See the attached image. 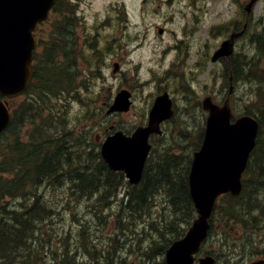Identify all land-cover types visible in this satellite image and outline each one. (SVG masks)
Instances as JSON below:
<instances>
[{"label": "rangeland", "instance_id": "obj_1", "mask_svg": "<svg viewBox=\"0 0 264 264\" xmlns=\"http://www.w3.org/2000/svg\"><path fill=\"white\" fill-rule=\"evenodd\" d=\"M152 5H142L143 0H75L73 9L80 10L81 18L78 22L76 33L83 35L86 30L98 32V37H104L109 34L117 35L123 39L128 45L127 51L122 53L125 59L122 61V75L118 80L111 79L108 66L105 67L102 74L104 78L96 81L94 89L99 93L105 94L106 89L124 85L126 88L134 87L137 93V107H141L145 102L148 94H154L155 88L164 85L180 102L183 108H189L192 111L190 117L186 114L179 116L175 123L167 127L168 135L163 137L161 141L172 147L171 152L180 155H189L195 147L192 143H197L198 133L204 126V120L201 118L202 113H193L199 111V103L202 104L204 95H214L217 101L222 102L225 94L229 92L230 86H235L234 81L229 82L225 72L224 65L208 64L209 49L219 44L213 37H209L211 29L220 23L227 21H243L244 14L239 11V7L247 2V0H152ZM127 15L124 13V8ZM141 10V15L137 13ZM71 13L69 18L75 16ZM55 18L43 26L37 33V39L41 41L39 55L43 54L46 47L48 48L47 56L57 54L60 49L59 44H55L54 26H59ZM127 16V19L126 17ZM252 21L249 32L255 33L264 28V0H260L254 7L252 13ZM84 19V22H83ZM110 19V20H109ZM69 21V20H68ZM246 19L241 25L245 23ZM57 23V24H56ZM96 30H95V29ZM158 28H163L165 35H158ZM193 28V29H192ZM195 29V30H194ZM227 28L224 26L223 32ZM182 42V43H180ZM237 44L236 53L251 56L254 48L248 38H244ZM180 46L181 54L188 48L189 60L181 59L176 65V59L180 50H176ZM206 45V47H204ZM66 55L70 60L72 48L67 49ZM104 60V58H103ZM112 60L109 64H111ZM101 64V57L94 58L93 67L98 69ZM198 65H203V74L193 72ZM264 69V63L262 64ZM258 66L254 70V75L258 76L262 71ZM231 76V69L228 71ZM177 82V83H176ZM139 83L144 86L141 88ZM256 85L239 83L235 90L233 100L234 107L239 113H243L251 97L254 98V92L257 91ZM192 91V92H191ZM200 94H204L202 97ZM191 96V98L189 97ZM26 101L21 99L13 103L15 109H20ZM88 108H94L92 102L87 104ZM257 113V111H255ZM45 115V114H44ZM131 116V115H130ZM188 117V118H187ZM100 116H94V120L82 114L79 106L71 104V107L64 114V119L57 129L64 130L66 133H74V142L80 144L86 141H93L96 137H102L104 128L110 125H123L130 128L135 123L132 117L122 118L121 116L102 120ZM119 123V124H118ZM49 121L36 118L34 124L27 125L23 128L22 136L26 140L34 137L35 129L37 134L42 133V128L48 130ZM188 134L190 138H183L182 132ZM84 147H80L81 152ZM259 199V198H258ZM93 206L94 202L86 201ZM120 204V203H119ZM116 203V205H119ZM225 204V201L222 203ZM115 206L113 208L116 209ZM76 223L77 231H79V223L74 222V218L69 220ZM248 224L249 222L246 221ZM226 226L223 223L215 222L214 232L222 234L226 237L224 244L231 245V252L234 253V223ZM143 226H140L136 233L142 238L144 243L149 242L154 234L146 233ZM129 235L130 232H127ZM217 240V238H215ZM214 238L210 239L205 250L215 251L216 255L224 253V248H218ZM234 240V241H233ZM264 241V238H263ZM138 244L129 243V248L124 252V258L127 264H140L143 257L138 251ZM144 246V245H143ZM105 263V261H102ZM243 264V263H241Z\"/></svg>", "mask_w": 264, "mask_h": 264}, {"label": "trees", "instance_id": "obj_2", "mask_svg": "<svg viewBox=\"0 0 264 264\" xmlns=\"http://www.w3.org/2000/svg\"><path fill=\"white\" fill-rule=\"evenodd\" d=\"M257 42L260 51L264 52V34L259 35ZM249 65L245 56L234 57V81L242 79L250 82ZM61 67L57 65L55 54L40 61L32 85L36 94L32 100L34 108L28 105L25 113L27 118L35 113H42L36 104H40L48 96L54 98L61 90L60 74L64 73ZM247 113L250 111L247 110ZM14 125L18 128V121H15ZM1 139L0 150L3 148V151L0 153L2 159L0 162V264H37L36 244L42 243L40 238L42 233L46 232L45 223L52 221L58 213L56 211L58 207L54 201L46 200L40 192L56 181L62 185L67 180L66 175H69L72 176L71 184H74L72 188L80 199L91 198L95 192L99 191L98 202L100 203L108 200L107 196L115 192L111 186L118 185L120 176L109 173L97 157H93L95 159L93 166L79 163V167L67 171L68 168L64 163L68 162L69 153L63 142L52 149L48 141L47 146L42 141L35 146H26L17 138L14 142L8 136L1 137L0 142ZM158 160L148 166L141 185L128 192L129 205L134 213L141 214L149 208L154 194L165 192L175 212L180 213L179 216H181L177 222L171 223L169 220L166 226L175 232L180 226V221L187 222L192 212L187 183L190 169L189 158L164 153L158 156ZM12 170L17 172L15 178L5 177ZM253 170H255V176L261 181L264 177V144L262 142L254 153ZM49 191L45 195H48ZM246 192L247 187L244 193ZM90 229V226L85 225L84 231L87 236L82 239L74 236L77 245L87 247L90 254L95 252L94 256L100 255L107 264H117L115 246L118 241L110 238L115 241L112 243L113 252L108 254L92 249L89 244ZM160 238L164 239L161 235ZM164 241L167 239L165 238ZM164 245L157 248L158 254H161ZM94 248L97 246L95 245ZM67 256L63 257L62 262H68Z\"/></svg>", "mask_w": 264, "mask_h": 264}, {"label": "water", "instance_id": "obj_3", "mask_svg": "<svg viewBox=\"0 0 264 264\" xmlns=\"http://www.w3.org/2000/svg\"><path fill=\"white\" fill-rule=\"evenodd\" d=\"M258 0H252L247 10ZM55 0H0V94L9 98L23 94L33 76V50L35 39L32 35L38 23L47 19ZM239 35H234V39ZM230 44L224 45L221 52L230 54ZM221 54V53H220ZM128 106L126 97L121 94L116 99L113 110H123ZM211 111L203 149L196 154L191 175L192 191L200 210L205 213L206 222L210 216L216 197L223 192L240 189L237 177L245 168L248 156L255 145L258 124L251 118H243L234 126L228 124L230 111L226 107L218 113L205 103ZM10 123V113L0 100V133ZM147 135L140 131L136 140L128 142L122 138L109 141L103 150L104 158L114 170H125L129 177L140 176L145 157L142 145ZM201 234L186 241L190 248L202 239ZM169 264H191L185 249L169 256Z\"/></svg>", "mask_w": 264, "mask_h": 264}, {"label": "bare ground", "instance_id": "obj_4", "mask_svg": "<svg viewBox=\"0 0 264 264\" xmlns=\"http://www.w3.org/2000/svg\"><path fill=\"white\" fill-rule=\"evenodd\" d=\"M240 43V42H239ZM257 95L258 96H263V92H257ZM255 111H257L258 113H262L263 115H264V113H263V110L262 109H256ZM261 142L264 144V129H263V135H262V137H261ZM64 154V153H63ZM62 162V161H61ZM59 180H62L63 181V179H59ZM111 188L113 189V190H115V186H111ZM177 197V196H176ZM53 201H54V203H55V205H56V207H58V210L59 211H64V208L63 207H61L59 204H57V202L55 201V199H52ZM88 199H86V201H87ZM96 203H98V202H96ZM95 202H94V204H93V207H95V206H99V203L98 204H96ZM74 222H78L75 218H74ZM79 223V226H80V228H79V231H77V232H75V236L77 237V238H84V237H86L87 236V233H86V231H84V229H85V224H83V223H80V222H78ZM76 224V223H75ZM91 236V235H90ZM103 260H102V257H100V255H97V257H96V264H107V262L105 261V263H103L102 262ZM114 261V260H113ZM114 263H115V261H114Z\"/></svg>", "mask_w": 264, "mask_h": 264}, {"label": "flooded vegetation", "instance_id": "obj_5", "mask_svg": "<svg viewBox=\"0 0 264 264\" xmlns=\"http://www.w3.org/2000/svg\"><path fill=\"white\" fill-rule=\"evenodd\" d=\"M141 112H142V113L139 114L140 117H141V118H146V117L148 116L149 106H146V108H145L143 111H141Z\"/></svg>", "mask_w": 264, "mask_h": 264}]
</instances>
